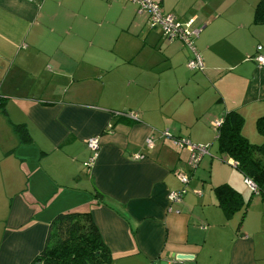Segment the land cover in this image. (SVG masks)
Segmentation results:
<instances>
[{"label": "crops", "instance_id": "0c3cea01", "mask_svg": "<svg viewBox=\"0 0 264 264\" xmlns=\"http://www.w3.org/2000/svg\"><path fill=\"white\" fill-rule=\"evenodd\" d=\"M153 1L200 29L202 70L129 1L0 0V264H36L65 212L90 213L109 264H264V188L252 193L210 148L191 171L189 150L173 144L211 147V121L232 110L250 142L264 141V69L248 59L264 47L258 0ZM223 183L246 202L228 217L213 190Z\"/></svg>", "mask_w": 264, "mask_h": 264}, {"label": "trees", "instance_id": "16d2710c", "mask_svg": "<svg viewBox=\"0 0 264 264\" xmlns=\"http://www.w3.org/2000/svg\"><path fill=\"white\" fill-rule=\"evenodd\" d=\"M253 23L264 24V0H258L255 5ZM126 112H117L116 115L128 116ZM221 118V124L215 128L217 151L227 159H231L235 169L243 178L252 180L256 185V191L260 192L264 188V141L256 144L242 134L243 117L237 111H229ZM255 129L264 137V115L256 119ZM14 130L21 142L30 140L23 124L14 125ZM213 190L218 205L227 217L245 207L246 202L241 193L229 184H219ZM111 260V252L103 243L90 213L65 212L58 214L50 223L44 248L35 262L36 264H109Z\"/></svg>", "mask_w": 264, "mask_h": 264}, {"label": "built area", "instance_id": "2783aa9c", "mask_svg": "<svg viewBox=\"0 0 264 264\" xmlns=\"http://www.w3.org/2000/svg\"><path fill=\"white\" fill-rule=\"evenodd\" d=\"M135 4L140 12H145L147 15V21L151 28H159L163 37L171 42L173 40L181 41L184 46L192 53L191 58L187 61V67L193 71H200L203 69L202 59L197 52L194 41L199 35L200 29L198 27H191V21L181 22L174 15L166 13L163 8L153 2L152 0H125ZM248 59L256 62L257 66L264 69V47L261 45L256 46V51ZM129 117L134 118L135 115L132 112H126ZM222 122V118H217L211 121V125L216 128ZM167 135V133H165ZM100 139L98 136L90 137L87 140V147L91 151V155L86 162L87 166L93 165L94 161L98 157ZM146 144L152 146V139L149 137L146 139ZM173 144L178 147H186L189 150V158L187 166L189 170L193 171L198 166L201 158L209 153L208 144H195L189 140L178 138L173 140ZM135 157H141V155L135 154ZM231 164L234 166L233 161ZM177 178L182 185H186L189 180V175L185 172L178 171ZM244 182L251 191L257 193L256 185L252 180L244 178ZM185 192V188L171 191L168 193V201L171 203L180 202Z\"/></svg>", "mask_w": 264, "mask_h": 264}, {"label": "rangeland", "instance_id": "374dc122", "mask_svg": "<svg viewBox=\"0 0 264 264\" xmlns=\"http://www.w3.org/2000/svg\"><path fill=\"white\" fill-rule=\"evenodd\" d=\"M256 144H259V143H256ZM210 149H211V154L214 156V159H219L221 162L223 161L224 163H226L228 161V159L226 157H223L224 155L219 154V152L217 151L215 143H213L211 145ZM206 157H207V155L204 156V158H206ZM204 161H205V159L203 160V163H204ZM248 197H250V194H248Z\"/></svg>", "mask_w": 264, "mask_h": 264}, {"label": "water", "instance_id": "95a60500", "mask_svg": "<svg viewBox=\"0 0 264 264\" xmlns=\"http://www.w3.org/2000/svg\"><path fill=\"white\" fill-rule=\"evenodd\" d=\"M176 259L186 260V259H189V258L187 257V255H176Z\"/></svg>", "mask_w": 264, "mask_h": 264}]
</instances>
